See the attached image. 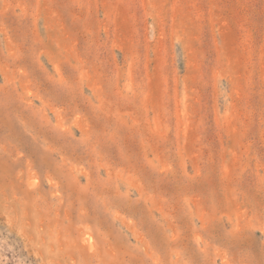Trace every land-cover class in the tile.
I'll return each instance as SVG.
<instances>
[{
	"label": "rangeland",
	"instance_id": "1",
	"mask_svg": "<svg viewBox=\"0 0 264 264\" xmlns=\"http://www.w3.org/2000/svg\"><path fill=\"white\" fill-rule=\"evenodd\" d=\"M0 264H264V0H0Z\"/></svg>",
	"mask_w": 264,
	"mask_h": 264
}]
</instances>
